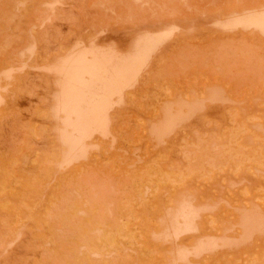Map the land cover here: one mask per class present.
Here are the masks:
<instances>
[{"label":"rangeland","instance_id":"rangeland-1","mask_svg":"<svg viewBox=\"0 0 264 264\" xmlns=\"http://www.w3.org/2000/svg\"><path fill=\"white\" fill-rule=\"evenodd\" d=\"M67 263L264 264V0H0V264Z\"/></svg>","mask_w":264,"mask_h":264},{"label":"bare ground","instance_id":"bare-ground-1","mask_svg":"<svg viewBox=\"0 0 264 264\" xmlns=\"http://www.w3.org/2000/svg\"><path fill=\"white\" fill-rule=\"evenodd\" d=\"M79 57H81V56H79ZM98 60H97V58L95 59V60H93V61H88L86 58H79V60L76 62V64H75V66L71 69V71L69 72V74H68V77H69V80L71 81V82H84V84H86L85 86L87 87V86H89V84H87L88 82H89V80L90 79H93L94 78V73L98 70ZM136 68V67H135ZM104 69V68H103ZM137 70V69H136ZM58 72H60V71H58ZM117 73L115 74V75H113L114 76V78H112L113 80L112 81H107V79L105 80V82L107 81L108 83H105V82H103V83H105V89L102 87V89H104V91H103V94H100V95H102V96H100L99 94H97V95H99V96H97V95H95L94 96V91H96V90H91V91H93L92 92V95L94 96V97H96L97 96V99H93V102H92V104L91 103H88L87 105H89L88 107V110H89V112H87V114L88 115H86V116H84V114L82 115L81 114V112H83V111H88L86 108H87V106L85 105V110H82L81 112H78L79 114H81L82 116H81V121L79 120V122H81V125L83 126V127H80L82 130H83V128L85 127V129L84 130H86L87 131V127L86 126H88V125H93L94 126V128H96L95 130L97 131L98 129H100V128H103V125H104V120L106 119V111H107V108H108V106H109V103H110V99H111V96L115 93V92H117L118 91V89H119V87H121V85H124L123 84V82H127V79L129 80V78L131 77H133L134 75H133V72H134V69L133 68H130V67H126V68H123V69H121L119 72L118 71H116ZM133 75V76H132ZM103 77H106V76H103ZM111 77V76H110ZM109 77V78H110ZM99 79H101V77L99 78ZM108 84V85H107ZM97 85V84H96ZM96 85H95V87H96ZM99 86H100V84H99ZM97 88H98V86H97ZM96 88V89H97ZM101 88V87H100ZM69 89H71V88H69ZM102 89H98V91L99 90H102ZM89 91V90H88ZM84 92V89H82L80 92H78V93H76V96L75 97H82V95L84 94L83 93ZM97 92V91H96ZM90 93V92H89ZM100 93V92H99ZM86 94V93H85ZM215 95H216V93H215ZM93 96H92V98H93ZM218 96V95H217ZM63 97V96H62ZM63 99V98H62ZM90 100V99H89ZM88 101V100H87ZM87 101H86V103H87ZM76 105V104H75ZM76 107V106H75ZM76 108H78V106L76 107ZM193 109H195V108H193ZM86 114V113H85ZM80 116V115H79ZM84 116V117H83ZM67 116H65V118H66ZM78 118V116H74V118ZM73 118V117H72ZM80 118V117H79ZM78 118V119H79ZM77 120V119H76ZM76 120H74L75 122H76ZM105 121H107V120H105ZM66 122V121H65ZM79 122L78 123H76V125H78V128H79V126H80V124H79ZM68 123V122H67ZM168 124H169V121H168ZM170 124H172V123H170ZM68 125H69V123H68ZM70 126V125H69ZM165 126H167V124H165ZM164 126V127H165ZM171 126V125H170ZM65 127H66V125H65ZM164 127H161V128H163L164 129ZM168 128H169V125L167 126ZM62 128V127H61ZM79 128V129H80ZM87 128V129H86ZM90 128V127H89ZM91 128H93V127H91ZM167 128V129H168ZM76 129H77V127L75 128V131H76ZM166 129V130H167ZM170 129V128H169ZM168 129V130H169ZM94 130V129H93ZM92 130V131H93ZM101 130V129H100ZM104 130H106V129H104ZM161 130V129H160ZM165 129L163 130L164 132L166 131ZM70 131V130H69ZM72 131V130H71ZM85 131V132H86ZM163 131H161L160 133H163ZM61 132H62V130H61ZM78 132V131H77ZM84 131H82V133H77V135L78 134H83V133H85ZM64 133V132H63ZM90 133V132H89ZM92 133V132H91ZM100 133H102V132H100ZM65 134V136L66 135H68V133H64ZM86 134H88V133H86ZM85 135V134H84ZM88 135H90V134H88ZM87 135V136H88ZM63 136V135H62ZM72 136H73V138H75V137H77V136H74V135H71V137H69V138H72ZM68 137V136H67ZM67 137H65V139H64V143H67V145H68V148L67 149H70L69 147H71V146H69L70 145V143H68V142H66V141H68L69 139H67ZM83 137V136H82ZM79 138V137H78ZM78 138H76V140L77 141H79L78 140ZM85 138V137H84ZM67 139V140H66ZM63 140V139H62ZM66 140V141H65ZM70 141H72V140H70ZM79 142H81V141H79ZM85 142V141H84ZM83 142V143H84ZM78 143V142H77ZM72 144V143H71ZM75 145H78V144H76V141H75V143H74ZM75 145H74V147H75ZM84 145V144H83ZM81 147V146H80ZM79 147V148H80ZM76 148V147H75ZM78 148V149H79ZM86 148V147H85ZM85 148H83V150H85ZM66 149V148H65ZM66 149V150H67ZM74 148H72V150H73ZM82 149V148H81ZM90 149V148H89ZM83 150H80V151H83ZM65 151V150H64ZM63 151V152H64ZM76 151V150H75ZM65 153H67V151L65 152ZM64 153V154H65ZM83 153H85L84 151H83ZM83 153H80V154H83ZM70 154V153H69ZM78 154V153H77ZM75 155V156H79V155ZM71 155H73V154H71ZM74 156V157H75ZM66 157V156H65ZM84 157V156H83ZM81 158V157H80ZM73 160V159H72ZM61 164V163H60ZM62 165V164H61ZM60 167V166H59ZM89 204V203H88ZM188 208V207H187ZM189 211H190V207H189V209H188ZM193 210V212L194 213H196L195 211H194V208L192 209ZM191 210V211H192ZM196 210V209H195ZM187 213V212H186ZM198 213V212H197ZM187 214H191V212L189 213H187ZM192 216V215H191ZM253 218V217H252ZM256 218V217H255ZM247 221H244V219L241 221L242 223L243 222H246V224L247 223H249L248 222V218L246 219ZM253 220H255V219H253ZM87 222V221H86ZM253 222H255V221H253ZM85 223V222H84ZM85 224H88V223H85ZM193 224V223H192ZM251 224V223H250ZM248 225V224H247ZM244 226H246V225H244ZM243 226V227H244ZM252 225H250V227H251ZM88 227H90L89 225H88ZM249 227V228H250ZM84 228H87V227H84ZM244 228H246L247 229V227H244ZM248 228V229H249ZM181 231V230H180ZM182 232V231H181ZM204 250V249H203ZM77 257V256H76ZM73 259H74V257H73ZM75 259H77V258H75ZM185 260V259H184ZM76 261V260H75ZM74 261V262H75ZM179 261H181V260H179ZM73 262V261H72ZM182 262V261H181ZM70 263V262H69ZM69 263H67V264H69ZM72 264V263H71Z\"/></svg>","mask_w":264,"mask_h":264}]
</instances>
